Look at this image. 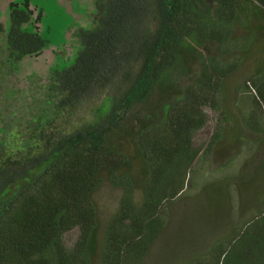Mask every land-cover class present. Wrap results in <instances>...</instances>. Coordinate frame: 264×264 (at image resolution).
Here are the masks:
<instances>
[{
  "label": "trees",
  "instance_id": "1",
  "mask_svg": "<svg viewBox=\"0 0 264 264\" xmlns=\"http://www.w3.org/2000/svg\"><path fill=\"white\" fill-rule=\"evenodd\" d=\"M42 18L30 0L10 2L14 69L45 48ZM263 37L264 0H96L76 59L51 77L59 116L28 145L0 149V264H143L168 205L192 187L208 111L221 117L211 151L230 125L234 141L241 129L264 135ZM243 66L239 121L228 122L226 82ZM104 179L122 193L100 235L93 194ZM234 182H223L230 195L246 188ZM181 264H264V203Z\"/></svg>",
  "mask_w": 264,
  "mask_h": 264
},
{
  "label": "rangeland",
  "instance_id": "2",
  "mask_svg": "<svg viewBox=\"0 0 264 264\" xmlns=\"http://www.w3.org/2000/svg\"><path fill=\"white\" fill-rule=\"evenodd\" d=\"M12 1L23 0H0V149L3 150L28 145L41 126L59 116L58 97L50 90L51 77L76 59L81 50L79 31L93 27L96 0H30L33 8L43 10L39 26L47 44L39 55L24 58L17 69L12 67L7 55ZM241 33L237 26L235 34ZM204 52L213 54L216 47L209 44ZM246 71L247 67L243 66L226 82L228 122L239 121L236 87ZM208 115V125L195 135L201 158L194 167L192 187L168 205V225L143 264H181L204 253L233 224L242 223L264 203V135L241 129L242 139L234 141L237 124L236 129L230 125L227 139L231 141L226 140L211 151L209 141L221 117L213 111H208ZM207 152L208 156H204ZM225 180H230L232 186L234 181L241 180L246 188L234 189L230 195ZM121 193L104 179L93 194L100 235L118 210ZM76 236V231L67 234L66 243L71 246Z\"/></svg>",
  "mask_w": 264,
  "mask_h": 264
}]
</instances>
